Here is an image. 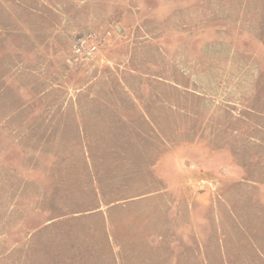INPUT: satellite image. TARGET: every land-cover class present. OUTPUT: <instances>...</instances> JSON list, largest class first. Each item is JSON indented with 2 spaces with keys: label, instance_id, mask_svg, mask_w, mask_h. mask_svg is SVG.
I'll list each match as a JSON object with an SVG mask.
<instances>
[{
  "label": "rangeland",
  "instance_id": "374dc122",
  "mask_svg": "<svg viewBox=\"0 0 264 264\" xmlns=\"http://www.w3.org/2000/svg\"><path fill=\"white\" fill-rule=\"evenodd\" d=\"M0 264H264V0H0Z\"/></svg>",
  "mask_w": 264,
  "mask_h": 264
},
{
  "label": "built area",
  "instance_id": "2783aa9c",
  "mask_svg": "<svg viewBox=\"0 0 264 264\" xmlns=\"http://www.w3.org/2000/svg\"><path fill=\"white\" fill-rule=\"evenodd\" d=\"M84 45H86L84 40L79 41V43H78L79 49H84L85 48ZM88 48H89V50L87 49V51H86V53L88 55L92 54L95 51V47L94 46L93 47L91 46V47H88Z\"/></svg>",
  "mask_w": 264,
  "mask_h": 264
}]
</instances>
